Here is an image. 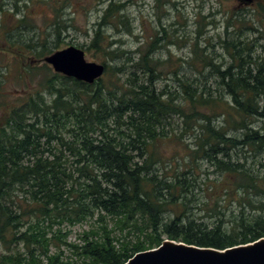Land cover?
<instances>
[{"label":"trees","instance_id":"1","mask_svg":"<svg viewBox=\"0 0 264 264\" xmlns=\"http://www.w3.org/2000/svg\"><path fill=\"white\" fill-rule=\"evenodd\" d=\"M164 3L155 0L158 8ZM257 5L264 18V3ZM61 7L63 1L52 6L56 37L66 26L58 16ZM120 9L121 4L108 2L88 45L109 58L126 52L108 49L113 41L102 27L113 24L112 17L126 25ZM199 35L187 63L199 67V75L180 74L183 64L173 65L166 73L177 86L172 89L167 81L157 84L166 61L155 56L157 36L135 50L136 57L127 58L128 70L124 63L102 61L103 75L115 80L102 75L85 83L51 72L46 63L18 68V78L30 84L36 76L37 86L16 95L13 105L0 92V104L8 106L0 124V264H123L165 237L219 249L264 237V159L259 173L230 152L240 145L264 151V56L258 57L251 41L233 31L219 41L228 61H218L209 42L199 44ZM26 45L34 57L49 51L36 56L34 45ZM121 73L127 76L119 82ZM209 78L214 88L206 83ZM174 117L182 119L184 129L197 122L201 133L187 166L168 171L158 166L154 146L170 137L167 124ZM258 120L260 127H253ZM197 153L222 173L221 182L210 185L213 191L241 190L230 216L221 210L216 192L210 202H200L209 220H197L186 210L197 186ZM76 225L84 227L72 239Z\"/></svg>","mask_w":264,"mask_h":264},{"label":"rangeland","instance_id":"2","mask_svg":"<svg viewBox=\"0 0 264 264\" xmlns=\"http://www.w3.org/2000/svg\"><path fill=\"white\" fill-rule=\"evenodd\" d=\"M58 1H63L64 8H60L58 16L63 19L61 24L64 23L66 26L60 28V34L56 37L52 31L51 22L57 14L52 6ZM109 1L121 4L120 13L127 17L126 25L112 17L113 24L102 26L108 41H113L108 49L119 47L126 51L121 57L109 58L104 52L88 46L94 34L96 22L100 21ZM259 1L264 3V0H256L255 4H240L238 0H165V3L158 8L155 6V0H0V92L2 99L13 105L16 95L25 93L27 87L37 86L36 76H33L30 84L17 77L18 68L23 63L41 65L45 63L44 56L69 45L83 49L85 59L88 61L102 63L105 60L117 66L124 63L128 70L131 62L127 61V58L136 57L137 53L134 51L145 45L153 36H157L161 39L157 40L159 47L155 56L160 60H166L161 66L163 74L158 78L157 84L163 85L167 81L171 89L177 86L172 82L171 75L166 73L173 65L183 64L184 70L179 71L180 74L184 73L190 77L199 75L197 73L199 67L195 69L192 65L190 67L187 65L191 61V44L196 39L197 31L200 32L199 44L206 46L205 42H209L208 49L218 54V61L223 59L228 61L227 53L220 47L219 41L225 38L226 33L230 34L233 31L241 34V39L251 41L255 54L263 57L264 47L256 46L259 44L264 46V39L259 37L264 36L263 10L258 8ZM201 15H205V18H201ZM234 16H244L246 19L237 21ZM23 17L25 21L20 24L18 21ZM162 26L167 31V37L164 38ZM249 27H254L255 31ZM6 31L10 34L8 38L5 36ZM27 43L34 45L33 51L36 56L37 51L41 52L46 48H49V51L47 50L44 56L34 57L27 48ZM13 51L22 52L27 57H22L20 54L15 55ZM50 70L53 72L51 67ZM206 72L207 70L204 73ZM103 76L107 81L115 80L111 74ZM126 76V74H119V82H122ZM206 83L212 88L216 86L212 78H209ZM7 107L0 104V124ZM221 119L219 115L215 118V122L219 123ZM170 120L172 123L167 124L166 129L170 137L157 140L154 146V151L161 159L158 166L168 171L170 167L180 169L187 166L189 153L197 147L196 143L201 133L197 122L192 123L191 128L184 129L180 117ZM260 125L259 120L252 124L255 128ZM240 131L231 132V134L236 135L241 133ZM230 152L234 159H240L250 169L262 172L259 163L264 159V151L253 152L240 145ZM199 153L195 157L198 174L197 186L189 194L190 201L186 210L197 220H209L210 214L200 210L206 207L200 202L206 200L210 202L209 196L216 192L220 196L221 210L230 216L232 211L237 210V200L234 198L241 197L242 192L237 190V193L228 194L225 190L213 191L210 185L220 183L223 179L222 173L214 169L211 161L203 158ZM248 196L253 200L258 199V196L253 195L252 192H249ZM247 212L249 214L251 212L248 207ZM262 212L264 213V210ZM83 227L84 225H76L71 238L74 239L76 233Z\"/></svg>","mask_w":264,"mask_h":264},{"label":"water","instance_id":"3","mask_svg":"<svg viewBox=\"0 0 264 264\" xmlns=\"http://www.w3.org/2000/svg\"><path fill=\"white\" fill-rule=\"evenodd\" d=\"M249 4L253 0H238ZM54 72L93 83L104 73L105 65L85 59L84 50L69 45L44 56ZM136 252L126 264H264V237L223 249L199 246L175 239H163L157 246Z\"/></svg>","mask_w":264,"mask_h":264},{"label":"flooded vegetation","instance_id":"4","mask_svg":"<svg viewBox=\"0 0 264 264\" xmlns=\"http://www.w3.org/2000/svg\"><path fill=\"white\" fill-rule=\"evenodd\" d=\"M255 1H256V0H253V2H252V3H250V4H255ZM239 3H240V4H243V3H241V2H239Z\"/></svg>","mask_w":264,"mask_h":264}]
</instances>
